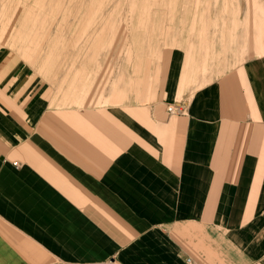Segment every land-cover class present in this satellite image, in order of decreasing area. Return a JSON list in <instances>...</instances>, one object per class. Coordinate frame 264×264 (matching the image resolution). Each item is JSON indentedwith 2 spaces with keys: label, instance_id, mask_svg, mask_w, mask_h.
I'll use <instances>...</instances> for the list:
<instances>
[{
  "label": "crops",
  "instance_id": "crops-1",
  "mask_svg": "<svg viewBox=\"0 0 264 264\" xmlns=\"http://www.w3.org/2000/svg\"><path fill=\"white\" fill-rule=\"evenodd\" d=\"M207 2L137 90L58 91L0 41V264H264V54L246 0Z\"/></svg>",
  "mask_w": 264,
  "mask_h": 264
},
{
  "label": "rangeland",
  "instance_id": "rangeland-1",
  "mask_svg": "<svg viewBox=\"0 0 264 264\" xmlns=\"http://www.w3.org/2000/svg\"><path fill=\"white\" fill-rule=\"evenodd\" d=\"M207 1L0 0V41L58 91L137 90L149 76L158 79L175 28L201 16ZM246 1L245 48L264 54V0ZM19 14L26 15L12 37ZM80 69L89 75L84 86Z\"/></svg>",
  "mask_w": 264,
  "mask_h": 264
},
{
  "label": "built area",
  "instance_id": "built-area-1",
  "mask_svg": "<svg viewBox=\"0 0 264 264\" xmlns=\"http://www.w3.org/2000/svg\"><path fill=\"white\" fill-rule=\"evenodd\" d=\"M182 111L183 109L180 105L171 104V105H167L166 107V112L168 114H177V113H181ZM187 261H190V259L188 258Z\"/></svg>",
  "mask_w": 264,
  "mask_h": 264
}]
</instances>
